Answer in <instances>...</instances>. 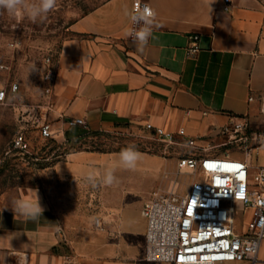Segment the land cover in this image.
<instances>
[{"label":"crops","instance_id":"0c3cea01","mask_svg":"<svg viewBox=\"0 0 264 264\" xmlns=\"http://www.w3.org/2000/svg\"><path fill=\"white\" fill-rule=\"evenodd\" d=\"M139 1L156 12L158 25L143 51L126 35L132 26L126 12L137 0H107L72 25L73 35L55 59L58 74L52 93L45 94L48 105L42 106L46 121L61 129L56 138L70 142L114 129L149 133L150 122L174 132L184 128L206 148L227 141L221 129L232 117L247 116L253 124L264 92V2L232 0L225 11L224 0ZM192 35L199 36V51L189 55ZM251 95L255 102H249ZM75 118L86 125L70 126ZM105 155L73 151L59 166L73 178L98 179L109 169L99 167ZM114 174L116 182L105 185L109 211L95 216L63 218L39 186L4 199L0 264H64L67 255L75 264H169L146 258L142 211L148 200L128 191L142 189L144 183L117 187L123 175ZM36 197L44 209L38 220L14 215V200L35 203ZM97 217L102 228L95 224ZM243 264H264V247L256 261Z\"/></svg>","mask_w":264,"mask_h":264},{"label":"rangeland","instance_id":"374dc122","mask_svg":"<svg viewBox=\"0 0 264 264\" xmlns=\"http://www.w3.org/2000/svg\"><path fill=\"white\" fill-rule=\"evenodd\" d=\"M107 0H57V6L43 22L32 23L27 18H13L0 10V83L8 87L19 83L18 100L0 106V203L13 194L31 186L42 187L56 204L63 218L95 216L109 211L110 192L101 178L76 179L59 166L67 153L79 150L105 153L106 159L99 165L114 168L123 176L120 185L142 189H130L133 197L151 199L155 192L184 193L194 175L189 169H181L179 158L191 155L195 149L181 145H167L149 133L129 129L91 132L79 141L62 138H44L40 123L46 121L43 105L48 97L43 92L42 71L47 57L57 55L63 41L72 36V25L84 14ZM35 68L31 70L32 66ZM31 70V71H30ZM253 127L264 130V116L257 113ZM24 135L28 146L15 145L18 136ZM134 146L141 154L135 169L118 167L122 149ZM210 151L230 153L237 157L246 155V147L217 140L203 145ZM252 165L264 166V148L247 156ZM105 173V172H104ZM141 179L143 182H141ZM120 189V188H119ZM244 218L238 215V228Z\"/></svg>","mask_w":264,"mask_h":264},{"label":"built area","instance_id":"2783aa9c","mask_svg":"<svg viewBox=\"0 0 264 264\" xmlns=\"http://www.w3.org/2000/svg\"><path fill=\"white\" fill-rule=\"evenodd\" d=\"M139 2L141 7L149 5ZM231 4L232 0H224L223 9L230 11ZM141 26L132 22L131 29ZM191 39L188 53L194 55L199 51V36L192 35ZM130 40L134 41V37ZM56 56L51 55L44 62L42 86L46 95L52 93L57 79ZM3 69L5 65H0V70ZM20 89L17 82L8 87L0 83V93L4 94L0 106L9 104L10 97L18 100ZM255 101L253 95L249 96V102ZM258 103L259 114L264 116V92ZM68 124L86 125V121L75 118ZM146 129L167 145L195 149L191 155L180 157L178 162L181 169H189L194 175L189 188L182 194L155 192L144 205L146 258L169 264H243L256 261L264 247V166L255 168L247 156L264 148V130L254 128L247 116L232 117L222 127L221 134L227 138V143L246 147V155L237 157L228 153L205 154L207 149L199 147L195 138L188 137L184 128L174 132L149 122ZM40 133L46 139L56 138L61 129L42 121ZM15 145L19 148L28 146L24 135L17 137ZM239 213L245 219L241 229L237 226ZM95 224L102 228L99 217ZM64 264H75L73 257L65 256Z\"/></svg>","mask_w":264,"mask_h":264},{"label":"clouds","instance_id":"9594fccd","mask_svg":"<svg viewBox=\"0 0 264 264\" xmlns=\"http://www.w3.org/2000/svg\"><path fill=\"white\" fill-rule=\"evenodd\" d=\"M57 6V0H0V10H5L9 16L13 18H27L32 23L43 22L47 19L48 13ZM130 16L134 24L142 25L138 29H130L126 35L134 37V42L138 50L143 51L147 45V41L151 36L154 28L158 27L156 22V12L147 4L142 7L137 0L132 12H126ZM35 68L32 66L31 70ZM30 70V71H31ZM4 98V94L0 93V100ZM14 99L13 97L9 98ZM140 153L134 146H129L121 150L119 153L118 167L126 169H135L140 158ZM115 169L109 168L105 171L101 178L104 185H112L116 182ZM90 179H94L90 177ZM14 215H20L28 220H38L44 211L36 197L35 203L30 200L16 199L12 202L11 207Z\"/></svg>","mask_w":264,"mask_h":264},{"label":"trees","instance_id":"16d2710c","mask_svg":"<svg viewBox=\"0 0 264 264\" xmlns=\"http://www.w3.org/2000/svg\"><path fill=\"white\" fill-rule=\"evenodd\" d=\"M96 133H98V132H96ZM82 137H80V138H77V139H75L76 141H79L80 139H81ZM71 142V141H70Z\"/></svg>","mask_w":264,"mask_h":264}]
</instances>
